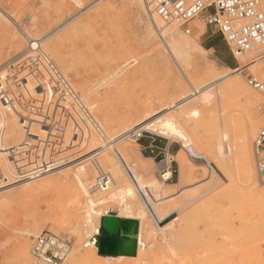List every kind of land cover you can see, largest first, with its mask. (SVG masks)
I'll return each mask as SVG.
<instances>
[{"label":"rangeland","instance_id":"rangeland-1","mask_svg":"<svg viewBox=\"0 0 264 264\" xmlns=\"http://www.w3.org/2000/svg\"><path fill=\"white\" fill-rule=\"evenodd\" d=\"M144 1L0 0V71L11 66L20 70L19 62L32 54L30 47L35 49L39 46L92 113L103 136L93 134L96 140L91 137L86 150L82 145L79 156L53 171L48 170L27 180L9 181L7 186L0 187V240L10 237L5 248L0 249V264H21L18 239L25 237L30 247L32 237L43 231L69 240V253L62 264H263L260 256L264 254V214L257 191L264 189V180L256 172L253 141L264 125V93L249 87L246 79L253 77L264 82V68L263 71H256V66L252 65L254 59L264 55V48L257 52L247 51L248 57L242 60L238 58L242 55H236L234 59L222 36L206 25L203 18L191 21L188 25L190 34L186 35L179 27L160 21L152 13L151 4L148 9ZM154 19L161 23L160 33L155 31ZM170 29H176L179 36L195 44L188 54L192 62L178 61L184 74L176 67L169 74L156 56L155 49H162V44H165L161 30L164 34ZM210 41L216 42L217 53L234 59L235 68L226 69L217 61L216 54L208 49ZM165 56L167 60H172L166 51ZM262 63L264 65V61ZM209 75L227 77L208 85L212 80ZM232 76L249 91V105L235 95L220 99L217 96L219 88L232 80ZM178 77L185 84V93L175 83ZM185 78L194 80L198 91L190 87ZM121 82L124 86H120L123 85ZM199 92L194 102L199 101L201 95L217 99L204 112L197 126L196 140L206 145L205 151L191 142L189 146V142L185 143L190 147L188 152L191 149L199 154L192 153L199 160L191 157L190 160L203 167H192V179L181 175L179 169L178 178L176 158L169 161L168 168L174 173L166 184L172 186H163L161 191L151 190L153 198L157 199L163 197L162 194H169L164 200V208L171 214L169 218L156 222L161 227L157 228L146 210L145 195H138V204L147 211L153 229L152 235L142 237L145 249L139 252L136 260L112 262L103 259L105 257L99 259L96 256L100 255L99 252L94 250L92 254L87 249L92 246L88 244L93 237L98 240L105 235L101 228L102 218L110 214L120 218L124 216L118 208L117 199L106 197L104 205L95 202L100 190H103L95 187L96 180L107 173L98 165L97 159L104 154L110 156L125 184L132 187L135 181L126 168L124 157H121L122 147L133 149L134 146L137 149L135 152L142 156L144 143L159 145L162 149L170 144L167 157L175 156L181 148L179 143H169L157 133L145 130L156 125L155 119H143L134 129L131 128L136 125V118H131L129 124L119 126L117 123L124 119V115L150 106L154 109L153 114L162 112L165 116L169 113L165 110ZM85 96H89V100ZM1 103L5 104L4 101ZM91 105L93 107H89ZM16 112L7 107L0 111V146L4 149L18 146L23 139ZM249 115L259 123L248 150L251 165L245 166L237 157L236 148L244 120ZM135 130L146 131L144 138L138 142L131 138V132ZM38 131L37 127H33L34 133ZM129 133L131 137L126 138ZM218 145L222 147L221 156L217 155ZM77 151L73 149L66 154ZM162 160L161 155L155 162L141 161L137 168L140 172L147 170V180H159L165 165ZM217 164L226 165L230 177L223 175ZM87 165L94 170V174L91 182L83 179L80 184L76 181L77 174ZM63 182L69 187H60ZM72 183L80 188L75 189ZM69 200L72 205L67 209L64 204ZM65 210L71 212L72 217L68 218ZM174 219L176 221L172 226L164 225ZM88 221L97 223V236L90 232ZM32 224L37 227L34 230L36 234L27 235L23 231L30 230ZM31 259L35 264L32 256Z\"/></svg>","mask_w":264,"mask_h":264},{"label":"built area","instance_id":"built-area-1","mask_svg":"<svg viewBox=\"0 0 264 264\" xmlns=\"http://www.w3.org/2000/svg\"><path fill=\"white\" fill-rule=\"evenodd\" d=\"M151 6L152 13L165 25H175L186 35L190 34L189 23L203 18L222 36L234 59L255 48H264V11L260 0H151ZM30 48L32 54L18 64L20 70L11 66L0 71V109L17 110L23 130L18 146H0V187L7 186L9 181L40 176L75 159L82 147L86 150L92 135L100 131L82 99L39 46ZM246 84L264 93V82L248 77ZM33 127L38 128V133L33 132ZM145 133L135 130L131 138L138 142ZM170 146L161 149V162L166 161ZM73 149L78 151L66 154ZM253 156L256 172L264 180V125L254 138ZM170 179L171 176L167 181ZM109 184V178L101 176L95 187L102 189ZM145 202L149 204L146 198ZM69 248V240L48 231L31 240L35 264H62Z\"/></svg>","mask_w":264,"mask_h":264},{"label":"bare ground","instance_id":"bare-ground-1","mask_svg":"<svg viewBox=\"0 0 264 264\" xmlns=\"http://www.w3.org/2000/svg\"><path fill=\"white\" fill-rule=\"evenodd\" d=\"M144 2H146V5H144V6H147V8L149 9V4H151V1H150V3H149V0L148 1L145 0ZM262 2L264 4V0ZM153 17H155V16H153ZM160 21L154 19L153 24H154V27L156 28V30H155L156 32L159 31V27L161 26ZM163 28H164V26H163ZM161 32H162L161 36L164 35L163 36L164 38L163 37L162 38H163V42L165 40V44L164 45L162 44V47H163L162 49L161 48L155 49V52L157 54V55L156 54L155 55L160 58V61H162L161 66L164 67L169 72V74H171L173 67H176V69H178L182 74H184L183 70L181 68V65L179 64L178 61L180 60V61H182V63L184 62L186 64L191 63L192 61H191L188 54H189V51H191L193 49V47H195V44L190 42L187 38L179 36V33L176 31V29H170L169 31H165L164 34H163L162 30H161ZM158 33H160V31ZM161 36L159 38H161ZM29 41L31 42L32 40H29ZM259 50H260V48H255L252 51L257 52ZM165 51H166V55L169 57V59H172V60H170V61L167 60V58L165 56ZM240 55H242V57H238L240 60L248 57L246 52L243 54H240ZM154 61H156V60H154ZM158 61H157V64H158ZM263 61H264V55H260L259 58H256L253 60L252 65L256 66V71L257 70L263 71V68H264V65L262 63ZM170 62H172V63H170ZM226 69H228V68H226ZM208 71H209V68H208ZM230 71H232V70H230ZM210 77H212L211 78L212 80L209 82L208 85H210L212 83L216 84V83H218V81L220 82V80H222L223 77H227V76H222V77L210 76ZM210 77H208V78H210ZM185 79L187 80L188 85L196 91L197 87H196L195 81L191 80V79L189 80L187 78H185ZM121 83L123 85H120V86H124V83L123 82H121ZM175 83L177 85H179L178 87L180 88V90L183 93H185L187 91L183 80H181L179 77L176 79ZM200 93L201 92H199L198 94L197 93L194 94L193 96L189 97L187 100H183V101L181 100L180 102L175 104V106L173 108H171L169 110H165L166 112H169L165 116L162 115L163 114L162 112L158 113V114H153L154 109L150 108L151 107L150 106L148 109L147 108L139 109L137 111H133L127 115H124L123 116L124 119H122V121H119L117 123V125L120 124L119 126H121L124 124H129V121L131 120V118H136L137 123L135 126H133V128H131V129H134L135 127H138V125H140V123L142 122L143 119L152 120V121H154V119H155V121L157 122L156 125L153 128H150V129L147 128L145 130H147L149 132L157 133L159 136L166 138L170 142L175 141V142L180 144V147L182 148V152L178 153V155L175 157L176 162L179 166L181 175H183L185 177L189 176L192 179L193 178L192 167H203V165L193 164V161L190 160V157L192 159L193 155L192 154L189 155L190 153L188 152V149L190 147H188V146L191 145V143H192L196 148L198 147V148H201L203 151H205L206 145H204L203 143L198 142V140H196L197 126H198L199 119H201L204 112L207 111V108L210 105H213L217 100L215 98V96L213 97L210 95L207 97L205 95L206 97L205 96L203 97L201 95V97H200L201 99L199 101L196 100L197 102L196 101L194 102L193 99L196 98L197 95H200ZM248 94H249V91L247 90V88H245V86L241 82L237 81L233 77L232 80H229L228 82H226V84L224 86L219 88V94H217V96L220 99V98H223V97H226L229 95H235L236 97L241 99L245 104L249 105V103L247 102ZM87 99L89 100V96ZM189 101H192V102L187 104ZM90 104H92V101H90ZM89 107H93V105H91ZM149 123L150 122H148L147 124H149ZM258 123L259 122L253 120L251 118V115H249L244 120V124H243L241 132H240L238 148H236V149H238V152L236 155L242 161L243 165H245V166L251 165L249 163V157H248L249 152H248V150H249V145L252 143L253 138L255 136V133L257 131ZM96 133L98 134L99 137L103 138L101 131H97ZM131 133H133V131ZM131 133H129V135L127 134L128 136H126V138L131 137ZM92 140H96L95 135L92 137ZM188 142H189V144H188V146H186L185 143L187 144ZM184 145L186 148L187 147L188 148L185 149ZM135 150H137V149L134 146H133V149H127V147L121 148V157H124L122 159L124 160V163L127 166L126 168H128V170L132 173V177L136 183L135 184L133 182L132 187L127 186L125 184L124 178L119 174V172L116 171V167L113 164V159L110 156H108L107 154H104V155L102 154L103 157H100V159L99 158L97 159L98 165L107 172L105 175L109 177L110 184L108 186L104 187L103 190H100V192H101L100 196L98 198H96L95 202L97 201L99 204L104 205L106 197H109L112 199H117L118 200L117 203L119 204L118 208H119L120 212L123 214L124 218L138 220L139 221V233H140V235H142V237H148V236L153 234V229H152L151 224L149 222V217L150 216L152 217V220L155 222V225L157 226L155 218L157 217L159 220H163V218L169 213V210H166L164 208V200L168 197L169 194L168 193H165V195L162 194L163 197H161L159 199H157L155 197L156 198L155 199V198H153L151 193L154 192L156 189L161 191L162 187L165 186V182L167 181V179L169 178V175H170L168 163L170 160H172V157H167V159L165 161V165L163 167V170H161L162 172H164V174L160 175L159 180H156V179L147 180L146 177L149 175V174H147V170L146 171L144 170V172H140L139 169L137 168L138 163H140L141 161H146V160H143L141 155H139V153H137V151L135 152ZM192 153L195 155H199V154L194 153V152H192ZM218 154L220 156L222 155V147L219 145L217 146V155ZM195 159H197V158H195ZM197 160H199V159H197ZM92 167H93V165H92ZM217 168L223 175H228L230 177V174L227 170L226 165L224 166L222 164L221 165L217 164ZM249 170L247 169L248 172H249ZM246 172L244 171V173H246ZM249 173H251V172H249ZM93 174H94V170L90 167V165H87L84 170H81L78 172V174H77L78 176L76 177V181H78L80 184H81V181L83 179H86V181L91 182V177L93 176ZM105 175H102V176L106 177ZM68 179L70 180V177ZM247 181H248V179H247ZM56 182H58V181H56ZM58 184L60 185L61 182H59ZM58 184H56V185H58ZM63 184H65V182H63L62 185ZM69 184H71V183H67V185H69ZM62 185L60 187H69V186H66V184H65V186L64 185L62 186ZM72 185H73V183H72ZM73 186L75 187V189L78 187L80 188V186H76V185H73ZM151 190H152V192H151ZM257 193H258V196L260 197V201H261V205H262V209H263V214H264V189L259 188ZM141 194H144L145 197L148 198V201H150V203L152 205L150 208V207H148L146 202H144L145 207L147 208V209L146 208L145 209L148 210V212L150 213L149 217H148L147 211L142 209L138 204L137 196L138 195L142 196ZM71 205H72V202H71V200H69V201H67L66 204H64V207L68 209L69 207H71ZM0 209H1V203H0ZM1 212H2V210H1ZM65 213H67V211ZM154 213H155V215H154ZM71 214H72L71 212L67 213L68 218L72 217L73 214L72 215ZM182 216H183V214H182ZM1 218L2 217L0 216V219ZM172 223L166 224L165 226H168V225L172 226ZM88 228H89L90 232H92L93 235H95V236L98 235L97 223L93 224L91 221H88ZM157 228L160 229L161 227L157 226ZM34 230H37V227L35 226V224H32L30 226V230L23 231V232H26L27 235H35L36 233H34L35 232ZM23 235H22V237H23ZM6 237L7 238L0 240V249L5 248V246L9 243L10 237H8V236H6ZM97 241L98 240L95 237H93L89 241L88 245H92V246H88L87 250L90 251L92 254L94 253V248L98 252V249H97L98 242ZM17 242H18L17 248L19 251V252L18 251L17 252L19 253L20 263L21 264H32V259H31L32 255H31V249H30L31 246L29 247L27 241L25 240V237L18 239ZM102 256H104V255H102ZM131 258H133V257H131ZM260 258H261L262 263L264 264V254L261 255ZM99 259H101V257H99ZM103 259H106V261L108 260V258H106V257ZM114 259L116 261H130V260H125L121 257H118L117 259L114 258Z\"/></svg>","mask_w":264,"mask_h":264},{"label":"water","instance_id":"water-1","mask_svg":"<svg viewBox=\"0 0 264 264\" xmlns=\"http://www.w3.org/2000/svg\"><path fill=\"white\" fill-rule=\"evenodd\" d=\"M105 235L98 239V252L104 256L135 257L138 246L139 221L105 216L101 221Z\"/></svg>","mask_w":264,"mask_h":264},{"label":"crops","instance_id":"crops-1","mask_svg":"<svg viewBox=\"0 0 264 264\" xmlns=\"http://www.w3.org/2000/svg\"><path fill=\"white\" fill-rule=\"evenodd\" d=\"M209 50H211V51H213L215 54H216V59H217V61L219 62V63H221L224 67H227L228 69L230 68V69H233V68H235V61H234V59H232V60H230V59H228L226 56H225V54H222V53H217L216 52V50H217V44H216V42L215 41H210V46H209V48H208ZM169 143H171L170 141H169ZM170 145V144H169ZM161 147L159 146V145H155V144H143L142 145V147H141V151L144 153V154H146V156H144V154L143 153H141L142 154V159L143 160H146V161H153V162H155V159H157L159 156H161ZM181 151V148L177 151V153H176V155L175 156H169V157H172V159H175V157L178 155V153ZM189 152H190V154H192V150L190 149L189 150ZM169 164V163H168ZM173 173H174V171H172V170H170V167H169V177L171 176H173ZM178 178H179V167H178ZM178 178H177V182H178ZM167 182V181H166ZM166 182H165V186H172V184H166ZM177 182H176V184H177ZM175 184V185H176ZM111 216H115V217H119L118 215H116V214H110ZM154 215H155V213H154ZM171 214L170 213H168L164 218H163V220H159L157 217H156V222H158V223H160L161 221H166L168 218H169V216H170ZM120 218V217H119ZM176 219H174V220H170V221H168V222H166L164 225H166V224H170V223H172V222H174ZM157 223V224H158ZM97 236V235H96ZM94 248V247H93ZM145 249V243H144V241H143V238H142V235H140V233H138V246H137V254H136V256L135 257H133V258H131V257H123V256H102V255H98V254H96V256L97 257H106V258H108V260H110V261H112V262H114V261H116L114 258H118V257H121V258H123V259H125V260H136L137 258H138V255H139V252H140V250L141 251H143ZM94 250H95V252L97 251L95 248H94ZM131 258V259H130Z\"/></svg>","mask_w":264,"mask_h":264}]
</instances>
